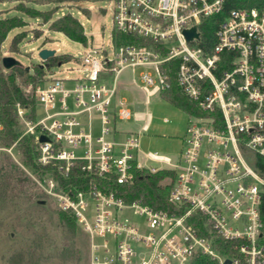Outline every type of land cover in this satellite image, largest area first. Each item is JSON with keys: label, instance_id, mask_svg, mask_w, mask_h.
<instances>
[{"label": "built area", "instance_id": "built-area-1", "mask_svg": "<svg viewBox=\"0 0 264 264\" xmlns=\"http://www.w3.org/2000/svg\"><path fill=\"white\" fill-rule=\"evenodd\" d=\"M107 1L115 20L113 56L97 50L75 56L84 66L82 77L46 75L35 85L42 111L35 120L17 103L25 134L34 137L35 162L54 165L65 179L77 167L87 179L85 186L63 185L45 174L38 184L88 234L89 264H264V177L252 162L254 154L264 156V10L231 8L206 50L201 25L224 11L225 0ZM194 26L199 36L188 40L184 30ZM125 68L132 70L131 84L146 94L134 102L144 103L143 110L133 111L119 98ZM174 84L206 115L188 112L176 160L149 152L162 165L147 166L138 153L151 114L142 131L123 139L115 136L118 119L143 118L150 97ZM141 169L175 171L171 210L126 201L99 186V178L128 183ZM219 238L232 252L219 249Z\"/></svg>", "mask_w": 264, "mask_h": 264}, {"label": "rangeland", "instance_id": "rangeland-1", "mask_svg": "<svg viewBox=\"0 0 264 264\" xmlns=\"http://www.w3.org/2000/svg\"><path fill=\"white\" fill-rule=\"evenodd\" d=\"M24 6L33 7L43 12H50L51 19L47 22L41 17H31L24 13ZM71 13L78 18L83 26L86 40L76 41L68 37L64 32L51 28V23ZM19 17L22 20L21 27L11 30L1 46V62L4 56H13L22 67L33 70L35 65L44 63L46 74L38 83L45 80L46 75L53 77H82L85 74L81 59L88 51L97 50L98 55L112 57L115 51L112 33L115 30V20L111 6L107 0H69V1H44L19 4L0 1V17ZM25 22V25H24ZM22 41L17 51H11L9 46L12 38L17 33H23ZM37 35H39L37 37ZM42 48L54 49L56 55L71 54L70 60L47 66L39 56ZM5 71L9 68H5ZM141 68H137L135 75L138 77ZM131 68L123 69L119 77V98L125 99L126 106L135 110L134 102L145 99V92L138 86L131 84ZM154 76L156 73L153 71ZM24 92L35 96V85L24 83L18 78ZM36 98V96H35ZM17 106V105H16ZM40 117L42 111L38 109L36 101V115L30 116V108L26 114L30 119ZM146 113L151 114L149 128L142 131L146 121ZM18 125L16 127L19 137L11 145L2 142L4 125L0 121V164L4 163V155L10 157L18 169L20 177L24 180V172L29 175L35 184H27L26 192L17 189L7 198L0 197V264H89L90 239L87 233L79 227L74 233H70L59 219V207L51 197L46 200L45 208L34 206L35 196L45 194L38 184L36 172L23 162L18 150V140L27 135V126L23 116L17 112ZM168 118V120H165ZM190 120L187 111L171 103L163 93H157L150 97L143 118L137 119L134 115L129 119H118V127L126 134L142 131L140 138V150L138 159L147 166H161L162 163L148 157L149 152L165 154L176 160L183 148V137ZM34 146V145H32ZM6 164V163H5ZM31 194V196H30ZM30 198V199H29ZM136 219H138L136 217ZM80 225V224H79Z\"/></svg>", "mask_w": 264, "mask_h": 264}, {"label": "trees", "instance_id": "trees-1", "mask_svg": "<svg viewBox=\"0 0 264 264\" xmlns=\"http://www.w3.org/2000/svg\"><path fill=\"white\" fill-rule=\"evenodd\" d=\"M233 7H255L258 10H264V0H225L224 11L215 17L207 18L201 25L203 42L202 45L206 50L211 49V44L214 42L215 30L219 22L224 18L225 14ZM24 13L31 17H41L44 22L51 19L50 12H43L39 9L24 6ZM22 20L19 17H0V51L3 42L6 40L9 32L16 27H21ZM25 25V22H24ZM51 28L54 30L64 32L68 37L73 40L84 42L86 36L84 29L78 18L71 13H66L51 23ZM23 33H17L11 40L10 50L17 51L19 49V43L22 41ZM124 40H133L129 34H118ZM39 35H37L38 37ZM71 54L64 53L60 55L54 54L45 60L48 67L70 60ZM46 74V65H35L33 70H28L20 65H15L9 68L8 71L2 66L1 54H0V121L4 125L2 142L4 145H11L18 139L19 133L17 132V115L15 113L17 103H20L24 107L30 108V116L34 118L36 115V98L34 95H28L24 92L21 84L18 83V78L24 83L34 84ZM163 95L171 103L187 112H193L198 115H206L205 112L198 109L195 103H193L185 93L179 88L177 84H174L171 89L164 91ZM34 137L33 135H25L18 140V150L22 155L25 165L30 166L38 174L42 176L44 174H51L55 178L59 179L61 184H73L77 186H85L87 182L83 177V171L75 167L71 171V175L68 179L63 178L60 172L52 164L40 165L35 162L36 152L34 149ZM4 163L0 164V197L2 199L7 198L15 190L21 189L26 192L27 184H35L34 180L25 172L24 180L20 177L16 165L12 162L7 155H4ZM252 162L257 171L264 177V156L254 154ZM6 163V164H5ZM175 180V171L171 169H160L156 172H149L148 170L141 169L135 172L134 178L124 184L114 182L113 179L99 178V186L103 189H113L116 194L122 197L126 201H141L155 209L171 210L172 205L168 200L169 191ZM31 196V194H30ZM49 197L46 194H38L35 196L34 206L40 209H44L45 203H41L40 200ZM30 199V198H29ZM261 216L264 222V193L261 202ZM59 219L62 224L70 233H74L77 229L82 228L77 219L70 213L59 209ZM88 240L89 236L87 234ZM264 240V235H263ZM219 249L222 252L230 253L232 249L229 244H225L222 238L218 239ZM207 264V263H200ZM213 264V263H212Z\"/></svg>", "mask_w": 264, "mask_h": 264}, {"label": "water", "instance_id": "water-1", "mask_svg": "<svg viewBox=\"0 0 264 264\" xmlns=\"http://www.w3.org/2000/svg\"><path fill=\"white\" fill-rule=\"evenodd\" d=\"M184 34H185V36H186V38L188 40H192L194 37H198L199 36V32L197 31L195 26L190 28V29H185L184 30ZM54 54H55V50L54 49L42 48L39 51V56H40V58L43 61L47 60L49 57L53 56ZM2 63H3L5 68H11V67H13L15 65H19L20 64L19 61L16 58H14L13 56H4L2 58ZM41 65L45 66L44 63H41ZM27 69L29 70V67H27ZM135 108L137 110H143L144 103H142V102L136 103L135 104ZM40 140L41 141H47L48 137L45 136V135H41L40 136ZM40 202L41 203H45L46 200H40ZM225 264H230V260L227 259Z\"/></svg>", "mask_w": 264, "mask_h": 264}, {"label": "crops", "instance_id": "crops-1", "mask_svg": "<svg viewBox=\"0 0 264 264\" xmlns=\"http://www.w3.org/2000/svg\"><path fill=\"white\" fill-rule=\"evenodd\" d=\"M67 77H69V76H67ZM141 101V100H140ZM118 129H119V132H117L116 134H115V136H116V138L117 139H123L127 134H126V132H124L122 129H120L119 127H118Z\"/></svg>", "mask_w": 264, "mask_h": 264}]
</instances>
